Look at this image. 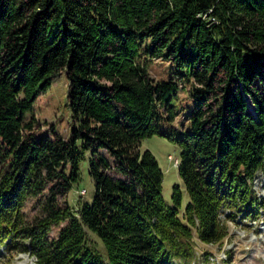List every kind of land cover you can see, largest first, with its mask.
Here are the masks:
<instances>
[{
    "label": "trees",
    "instance_id": "obj_1",
    "mask_svg": "<svg viewBox=\"0 0 264 264\" xmlns=\"http://www.w3.org/2000/svg\"><path fill=\"white\" fill-rule=\"evenodd\" d=\"M154 61L170 65L159 79L150 74ZM61 73L70 137L36 138L33 105ZM179 90L192 109L176 127ZM153 136L179 151L183 189L173 186L171 207L162 197L163 172L142 149ZM86 156L94 196L74 209L63 199ZM259 174L264 0H0L6 258L193 264L196 244L222 243L228 221L264 220V196L253 189Z\"/></svg>",
    "mask_w": 264,
    "mask_h": 264
},
{
    "label": "rangeland",
    "instance_id": "obj_2",
    "mask_svg": "<svg viewBox=\"0 0 264 264\" xmlns=\"http://www.w3.org/2000/svg\"><path fill=\"white\" fill-rule=\"evenodd\" d=\"M170 69V65L161 61H154L149 70L152 77L159 79L165 76ZM68 80L65 73L56 76L50 88L40 94L34 105L32 116L35 119L34 136L36 138L51 136L53 134L62 138L70 137L71 114L68 109ZM177 112L178 117L173 123L180 127L183 124L184 116L191 112L192 103L188 101L187 95L183 90L177 93ZM250 111L252 107L248 105ZM158 129L161 133L167 132L164 124H159ZM142 149L149 150L156 158L162 172V197L167 206H172L171 195L173 186L177 185L181 189L180 181L175 162L178 160L179 151L176 146L160 136H153L146 139L142 144ZM264 177L259 174L253 182V189L258 197L264 196ZM94 196V185L88 174V156H86L80 168V180L73 185L70 192L63 199L76 209L83 203L91 204ZM184 208L187 198L183 194ZM25 212L30 216L33 214L32 204H27ZM223 218V216H222ZM228 237L220 244L203 245L196 244V258L193 264H264V220L258 222L253 220H242L237 218L236 222L228 221ZM58 229L51 235L56 237ZM97 248L101 246L97 244ZM11 259V260H10ZM6 258L3 249H0V264H33L35 259L28 254H16L13 258Z\"/></svg>",
    "mask_w": 264,
    "mask_h": 264
},
{
    "label": "bare ground",
    "instance_id": "obj_3",
    "mask_svg": "<svg viewBox=\"0 0 264 264\" xmlns=\"http://www.w3.org/2000/svg\"><path fill=\"white\" fill-rule=\"evenodd\" d=\"M177 164V161L175 162V165Z\"/></svg>",
    "mask_w": 264,
    "mask_h": 264
}]
</instances>
